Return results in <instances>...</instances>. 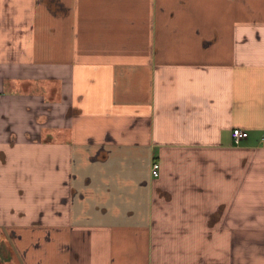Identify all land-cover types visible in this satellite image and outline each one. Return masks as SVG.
Masks as SVG:
<instances>
[{"label":"crops","instance_id":"obj_1","mask_svg":"<svg viewBox=\"0 0 264 264\" xmlns=\"http://www.w3.org/2000/svg\"><path fill=\"white\" fill-rule=\"evenodd\" d=\"M0 264H264V0H0Z\"/></svg>","mask_w":264,"mask_h":264},{"label":"built area","instance_id":"obj_2","mask_svg":"<svg viewBox=\"0 0 264 264\" xmlns=\"http://www.w3.org/2000/svg\"><path fill=\"white\" fill-rule=\"evenodd\" d=\"M248 136V132L241 128H233L231 130V138L233 145H240L242 140ZM150 173L153 177L159 174V164L155 161L151 163Z\"/></svg>","mask_w":264,"mask_h":264}]
</instances>
